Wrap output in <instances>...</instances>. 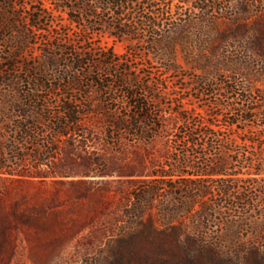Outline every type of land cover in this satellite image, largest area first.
I'll list each match as a JSON object with an SVG mask.
<instances>
[{
    "label": "trees",
    "instance_id": "16d2710c",
    "mask_svg": "<svg viewBox=\"0 0 264 264\" xmlns=\"http://www.w3.org/2000/svg\"><path fill=\"white\" fill-rule=\"evenodd\" d=\"M192 3L196 17L184 14L167 24L170 0H0V172L46 178L18 168L27 160L35 167L50 163L59 140L81 136L85 144L89 133L79 135V128L92 119L113 147L122 140L151 143L164 135L166 120L176 124L163 162L132 183L125 209L130 221L102 258L85 264H238L219 258L207 241L211 224L238 223L256 226L250 234L257 245L246 248L243 264H264V212L254 221L249 214L264 210V0ZM106 40L124 45L125 55L103 46ZM136 52L165 74L192 72L196 94L217 96L215 107L234 101L225 126L240 138L236 146L216 147L217 115L189 126L193 110L182 102L166 111L160 86L126 67ZM115 93L124 99L122 113L113 107ZM165 197L173 202L166 203L168 211L155 203ZM154 208L161 213L157 221L149 214Z\"/></svg>",
    "mask_w": 264,
    "mask_h": 264
},
{
    "label": "rangeland",
    "instance_id": "374dc122",
    "mask_svg": "<svg viewBox=\"0 0 264 264\" xmlns=\"http://www.w3.org/2000/svg\"><path fill=\"white\" fill-rule=\"evenodd\" d=\"M192 1L179 4L178 0H170L171 11L166 15V23L172 24L184 14L196 17ZM234 1L222 0L223 4H233ZM57 21L62 20L58 17ZM67 30L71 39L77 40L78 35L73 27ZM55 35L53 32L46 36ZM39 40L40 37L36 47ZM103 46L111 48L117 56L125 55L124 45L106 40ZM126 59V67L138 73L140 81L160 86L163 92L161 103L166 111L176 109V105L181 106L182 102L185 107L193 110L189 126L215 114L217 117L212 121L217 130L216 147L236 146L234 141L238 143L240 138L225 126L229 122V109L234 101L223 103L227 104L226 108H217L214 106L217 96L196 94V87L191 81L192 72L165 74L160 70L158 62L147 61L140 52ZM238 81L243 84L240 79ZM112 97L117 101L113 107L119 113L124 112L122 95L115 93ZM163 127L164 135L151 143H129L122 140L119 146L113 147L106 144L101 124L92 119L79 128V135L81 132L89 133L85 144L81 136L69 141L59 140L56 144L58 152L50 163L35 167L32 161L27 160L18 168L21 173H42L46 178L39 179L25 174L9 176L0 172V264H85L88 259L98 255L102 258L107 246L117 238L124 224L130 221L125 215V209L131 203L132 183L139 179L137 175L146 174L154 165L162 163L164 150L172 148L167 138L175 132L176 124L170 119L164 122ZM240 127H244L243 124ZM39 131L44 129L39 128ZM51 136L47 134L48 138ZM68 144L73 145L71 150ZM182 145L176 148L181 149ZM247 150L251 151V147ZM97 159L99 166L94 168L91 162ZM105 170L113 173L103 175ZM61 174L69 176L62 177ZM155 203H164L163 209H166V203L173 202L165 197ZM157 208L149 213L154 221L161 215ZM166 210L162 212L166 213ZM222 211L223 216H237L235 210ZM194 212H197V207ZM260 212L264 210L257 208L249 212L252 213V221ZM147 215L143 220H148ZM180 215L179 219L190 225L186 215ZM253 228L256 226L248 223L227 226L211 224L207 241L216 248L219 258L228 263L243 264L249 259L246 248L257 245L256 238L250 234ZM260 238L264 241V228ZM207 259L217 258L214 256Z\"/></svg>",
    "mask_w": 264,
    "mask_h": 264
}]
</instances>
